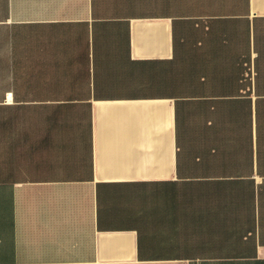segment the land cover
<instances>
[{"label": "crops", "instance_id": "obj_1", "mask_svg": "<svg viewBox=\"0 0 264 264\" xmlns=\"http://www.w3.org/2000/svg\"><path fill=\"white\" fill-rule=\"evenodd\" d=\"M0 264H264V0H0Z\"/></svg>", "mask_w": 264, "mask_h": 264}]
</instances>
